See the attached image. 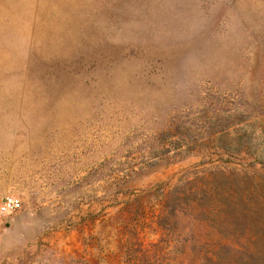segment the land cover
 Segmentation results:
<instances>
[{"label":"rangeland","instance_id":"374dc122","mask_svg":"<svg viewBox=\"0 0 264 264\" xmlns=\"http://www.w3.org/2000/svg\"><path fill=\"white\" fill-rule=\"evenodd\" d=\"M214 174L255 214L185 198ZM6 194L22 206L0 209V264H248L264 0H0Z\"/></svg>","mask_w":264,"mask_h":264},{"label":"trees","instance_id":"16d2710c","mask_svg":"<svg viewBox=\"0 0 264 264\" xmlns=\"http://www.w3.org/2000/svg\"><path fill=\"white\" fill-rule=\"evenodd\" d=\"M223 178L219 179L215 174L212 176H206L202 179H197L192 181V184L188 188V193L192 195L191 197L185 198L189 201L192 200L197 206L204 205L207 208L206 214H222L225 215L229 213L231 207L236 211L234 207L238 209L240 206V212L248 213L254 215L256 212V207L250 200L243 196V193L239 194L238 188L233 181L229 179V175L223 174ZM201 183V185H198ZM162 193H164V188H161ZM184 197L177 196L178 201H183ZM206 211V209L204 210ZM213 216V215H212ZM260 236H258L254 241V246L260 245ZM216 260L221 263L224 260L222 251H217ZM228 255H231V252ZM264 251L261 248L250 251L248 254L247 263L248 264H264Z\"/></svg>","mask_w":264,"mask_h":264},{"label":"built area","instance_id":"2783aa9c","mask_svg":"<svg viewBox=\"0 0 264 264\" xmlns=\"http://www.w3.org/2000/svg\"><path fill=\"white\" fill-rule=\"evenodd\" d=\"M22 206V200L14 194H6L1 198L0 209L3 212H13Z\"/></svg>","mask_w":264,"mask_h":264}]
</instances>
